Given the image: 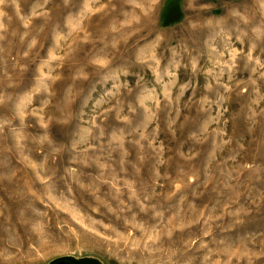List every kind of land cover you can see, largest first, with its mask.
Segmentation results:
<instances>
[{
	"label": "rangeland",
	"instance_id": "1",
	"mask_svg": "<svg viewBox=\"0 0 264 264\" xmlns=\"http://www.w3.org/2000/svg\"><path fill=\"white\" fill-rule=\"evenodd\" d=\"M264 264V0H0V264Z\"/></svg>",
	"mask_w": 264,
	"mask_h": 264
},
{
	"label": "water",
	"instance_id": "2",
	"mask_svg": "<svg viewBox=\"0 0 264 264\" xmlns=\"http://www.w3.org/2000/svg\"><path fill=\"white\" fill-rule=\"evenodd\" d=\"M46 264H104L97 258L93 257H73V256H63L50 260Z\"/></svg>",
	"mask_w": 264,
	"mask_h": 264
}]
</instances>
